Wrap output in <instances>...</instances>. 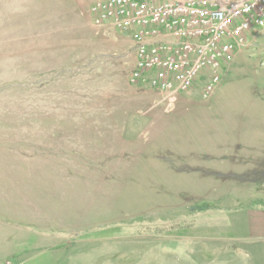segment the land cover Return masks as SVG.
<instances>
[{
  "label": "rangeland",
  "instance_id": "1",
  "mask_svg": "<svg viewBox=\"0 0 264 264\" xmlns=\"http://www.w3.org/2000/svg\"><path fill=\"white\" fill-rule=\"evenodd\" d=\"M91 1L0 0V264H248L229 216L264 195V32L167 113Z\"/></svg>",
  "mask_w": 264,
  "mask_h": 264
},
{
  "label": "built area",
  "instance_id": "2",
  "mask_svg": "<svg viewBox=\"0 0 264 264\" xmlns=\"http://www.w3.org/2000/svg\"><path fill=\"white\" fill-rule=\"evenodd\" d=\"M89 13L96 29L131 34L129 82L156 91L167 113L201 77V97L209 98L221 65L254 31L264 32V0H92Z\"/></svg>",
  "mask_w": 264,
  "mask_h": 264
},
{
  "label": "crops",
  "instance_id": "3",
  "mask_svg": "<svg viewBox=\"0 0 264 264\" xmlns=\"http://www.w3.org/2000/svg\"><path fill=\"white\" fill-rule=\"evenodd\" d=\"M234 187L238 189L240 186ZM261 187L264 189V186ZM246 196L242 201H251L247 206L234 211L231 209L230 240L237 244V257L246 255L248 264H264V195L250 193ZM236 198L221 197L219 201H238L239 198ZM244 245L247 246L246 250L242 249Z\"/></svg>",
  "mask_w": 264,
  "mask_h": 264
}]
</instances>
